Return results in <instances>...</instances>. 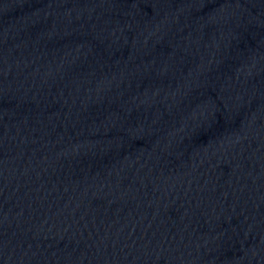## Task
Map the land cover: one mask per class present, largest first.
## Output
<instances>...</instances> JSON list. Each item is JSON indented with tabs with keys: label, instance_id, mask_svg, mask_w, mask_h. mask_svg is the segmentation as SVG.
I'll list each match as a JSON object with an SVG mask.
<instances>
[{
	"label": "water",
	"instance_id": "obj_1",
	"mask_svg": "<svg viewBox=\"0 0 264 264\" xmlns=\"http://www.w3.org/2000/svg\"><path fill=\"white\" fill-rule=\"evenodd\" d=\"M0 264H264V0H0Z\"/></svg>",
	"mask_w": 264,
	"mask_h": 264
}]
</instances>
